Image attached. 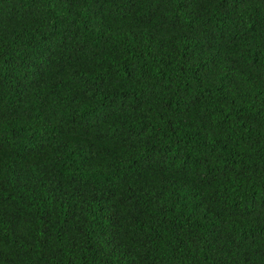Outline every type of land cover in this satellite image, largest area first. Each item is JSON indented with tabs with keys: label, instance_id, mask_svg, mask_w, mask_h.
<instances>
[{
	"label": "trees",
	"instance_id": "obj_1",
	"mask_svg": "<svg viewBox=\"0 0 264 264\" xmlns=\"http://www.w3.org/2000/svg\"><path fill=\"white\" fill-rule=\"evenodd\" d=\"M0 264H264V0H0Z\"/></svg>",
	"mask_w": 264,
	"mask_h": 264
}]
</instances>
